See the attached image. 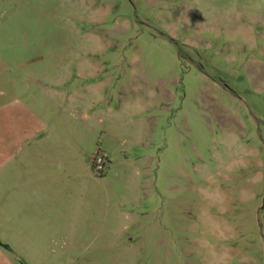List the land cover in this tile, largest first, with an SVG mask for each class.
Listing matches in <instances>:
<instances>
[{
    "label": "rangeland",
    "instance_id": "1",
    "mask_svg": "<svg viewBox=\"0 0 264 264\" xmlns=\"http://www.w3.org/2000/svg\"><path fill=\"white\" fill-rule=\"evenodd\" d=\"M26 77L93 174L29 264H264V0H0V80Z\"/></svg>",
    "mask_w": 264,
    "mask_h": 264
},
{
    "label": "crops",
    "instance_id": "2",
    "mask_svg": "<svg viewBox=\"0 0 264 264\" xmlns=\"http://www.w3.org/2000/svg\"><path fill=\"white\" fill-rule=\"evenodd\" d=\"M24 81L0 80V264H17L11 254L29 264L18 253L28 251L36 232L47 235L67 212L77 213L88 195L84 182L93 178L79 162L80 138L66 133L64 92Z\"/></svg>",
    "mask_w": 264,
    "mask_h": 264
},
{
    "label": "built area",
    "instance_id": "3",
    "mask_svg": "<svg viewBox=\"0 0 264 264\" xmlns=\"http://www.w3.org/2000/svg\"><path fill=\"white\" fill-rule=\"evenodd\" d=\"M108 163L107 155L101 151L97 152V154L93 158V169L97 173H104L106 166Z\"/></svg>",
    "mask_w": 264,
    "mask_h": 264
}]
</instances>
